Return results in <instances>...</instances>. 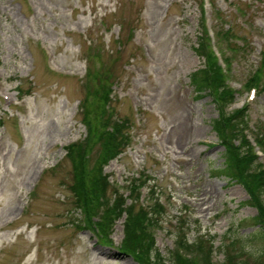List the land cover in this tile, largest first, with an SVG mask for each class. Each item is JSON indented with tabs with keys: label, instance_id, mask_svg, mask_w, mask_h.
<instances>
[{
	"label": "rangeland",
	"instance_id": "obj_1",
	"mask_svg": "<svg viewBox=\"0 0 264 264\" xmlns=\"http://www.w3.org/2000/svg\"><path fill=\"white\" fill-rule=\"evenodd\" d=\"M200 2L0 0V264H144L141 257L122 253L127 215L121 212V220L106 226L108 241L95 229L105 205L113 203L103 200L99 215L88 220L87 212L77 211L72 192L76 184L83 193L76 178L79 156L71 160L64 149L78 140L85 145L83 104L95 100L87 59L95 54H102L118 82L115 117L131 118L135 103L141 119L132 131L133 145L105 172L122 186L144 171L172 198L163 228L156 231L161 254L168 257L173 249L174 218L184 207L189 242L200 235L214 238L216 264L224 262L225 247L236 239L240 243L234 247L255 257L263 250V242L246 238L256 229L243 224L257 214L246 204L250 194L214 175L225 165L213 130L221 110L210 96L197 98L191 83L204 62L194 48L201 33ZM215 5L223 12L224 29L232 27L251 42L246 56L235 61L230 83L241 91L232 109L249 104L253 127L264 122V92L251 102L243 85L264 50V32L257 29L264 31V0H216ZM238 5L246 18L237 13ZM247 19L253 30L243 25ZM42 49L49 52L47 59ZM20 86L30 92L26 97ZM92 148L84 149L91 151L90 159L101 149Z\"/></svg>",
	"mask_w": 264,
	"mask_h": 264
},
{
	"label": "trees",
	"instance_id": "obj_2",
	"mask_svg": "<svg viewBox=\"0 0 264 264\" xmlns=\"http://www.w3.org/2000/svg\"><path fill=\"white\" fill-rule=\"evenodd\" d=\"M227 33H233L232 30ZM197 54L202 56L206 60V68L200 69L191 74V83L195 86L197 98L203 99L208 95L214 97V101L221 110L220 120H215L214 129L221 136V142L225 146V165L224 168L214 171V175L219 177L224 176L228 181L240 182L248 190L251 198L248 204L254 205L258 209L257 216L245 220L244 223L255 225L256 229L251 234L247 235L246 238H250L252 241H261L264 244V170L257 164V155L250 147V143L243 135L242 124L244 123L243 111H236L235 114L229 116L226 113V109L233 101V91L228 89L225 81V76L222 69L219 68L216 59L211 53L210 46L205 37H201L198 46L194 47ZM260 61L258 75L255 76V85L260 86V76L264 74V51ZM92 72V70H90ZM91 79L94 78L92 74ZM95 100L92 104H89L86 100L84 102L85 111L87 117L85 118L86 128L88 129V137L85 139V145L82 146L83 142L73 145L70 150V158L74 159L75 155L78 154L76 159V167L78 174H76L77 181L80 182V188L82 192H78L76 184L73 185L72 192L77 197V210H84L88 213V220L91 216L99 215V211L102 208L103 203L108 200L112 202L110 208L105 205L107 209L104 212L102 222H98L96 227L100 233L106 235L108 239L109 233H107L106 226H111L112 221L120 218L121 212H126L128 216L127 224L125 225V240L121 248L122 253H129L137 257H141L140 260L144 261V264H166V260L161 253L159 254L156 247L155 241L152 236L151 230L153 225L159 224V218L155 209L140 204V196L137 190L136 195L130 198L131 206L129 209H124L123 206L126 203V199L123 195L119 194L118 191L113 190L112 197L114 200L108 197V192L111 189L107 178L103 175V166L108 163L110 159L116 156L120 152L126 143H124V129L127 126L124 124L112 123L111 117L106 116L107 112H103L101 115L97 110L98 107L105 108L109 101V87L102 83V79L98 74L95 75ZM22 90V88H19ZM28 94L30 93L27 91ZM94 112L93 119L90 117L91 111ZM98 125V128H97ZM113 127L114 131L110 132L109 128ZM96 142V144H95ZM238 142L239 145L233 144ZM264 142V139L262 140ZM101 144V152L99 158H101L102 164L98 168L90 169L88 166L89 156L91 151L86 154L85 148L92 147L95 149V145ZM85 202V207L82 204ZM119 203L121 204L119 206ZM122 206V208H121ZM139 206V209L136 207ZM83 207V208H82ZM82 222H79L78 227L81 226ZM153 224V225H152ZM242 225V224H241ZM201 236L197 238L193 244H189L186 238L179 233L177 240L183 244L187 250L191 252L198 249L196 255L198 261L201 264H213L212 263V252L213 245L211 240ZM239 240H235L230 243L226 248V262L225 264H264V248L256 257L251 253L245 252L244 248L234 247ZM156 251V252H154ZM154 253V254H153ZM194 255L188 259H184L183 256L179 255L176 251L171 252L168 260L171 264H197L193 261Z\"/></svg>",
	"mask_w": 264,
	"mask_h": 264
}]
</instances>
